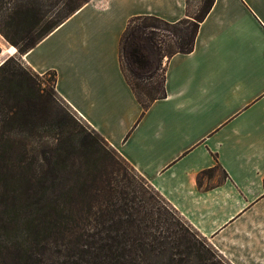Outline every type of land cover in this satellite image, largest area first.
<instances>
[{
    "label": "crops",
    "instance_id": "obj_1",
    "mask_svg": "<svg viewBox=\"0 0 264 264\" xmlns=\"http://www.w3.org/2000/svg\"><path fill=\"white\" fill-rule=\"evenodd\" d=\"M187 1L89 0L21 59L54 71L57 94L229 264H264V0H214L144 113L120 67L131 16L176 21Z\"/></svg>",
    "mask_w": 264,
    "mask_h": 264
},
{
    "label": "trees",
    "instance_id": "obj_2",
    "mask_svg": "<svg viewBox=\"0 0 264 264\" xmlns=\"http://www.w3.org/2000/svg\"><path fill=\"white\" fill-rule=\"evenodd\" d=\"M88 1L0 0V35L16 49L0 63V264H222L96 130L54 111L55 72L48 89L21 59ZM213 2L191 14L187 1L186 15L172 22L128 19L120 67L142 113L165 97L166 61L193 50ZM47 126L53 131L42 133Z\"/></svg>",
    "mask_w": 264,
    "mask_h": 264
},
{
    "label": "rangeland",
    "instance_id": "obj_3",
    "mask_svg": "<svg viewBox=\"0 0 264 264\" xmlns=\"http://www.w3.org/2000/svg\"><path fill=\"white\" fill-rule=\"evenodd\" d=\"M202 1L203 0H188L189 11L191 14H193L195 11L198 10V8L201 6ZM0 47L3 49L9 47L5 53L0 55V59H2L5 55L10 54L9 52L14 50V48L9 46V44L4 40V38L1 35H0ZM42 81L48 89L51 88L52 80H51V75L48 72L42 74ZM55 101L56 102L54 104L55 106L53 107V109L54 111L57 112L58 115L64 116L71 125H73L78 129L85 127L86 123L84 122V120L63 99L57 97L55 98ZM41 131L42 133L45 134L46 132H50V131L52 132L53 128L47 126L46 128L41 129ZM210 174H212V172ZM221 261L222 264H228L223 258L221 259Z\"/></svg>",
    "mask_w": 264,
    "mask_h": 264
},
{
    "label": "water",
    "instance_id": "obj_4",
    "mask_svg": "<svg viewBox=\"0 0 264 264\" xmlns=\"http://www.w3.org/2000/svg\"><path fill=\"white\" fill-rule=\"evenodd\" d=\"M2 54V49H1V52H0V55ZM5 58H3L1 61H0V63L4 60Z\"/></svg>",
    "mask_w": 264,
    "mask_h": 264
}]
</instances>
